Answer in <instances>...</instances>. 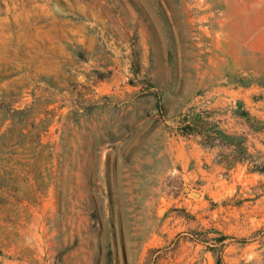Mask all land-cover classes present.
<instances>
[{"label":"rangeland","instance_id":"1","mask_svg":"<svg viewBox=\"0 0 264 264\" xmlns=\"http://www.w3.org/2000/svg\"><path fill=\"white\" fill-rule=\"evenodd\" d=\"M0 264H264V0H0Z\"/></svg>","mask_w":264,"mask_h":264}]
</instances>
